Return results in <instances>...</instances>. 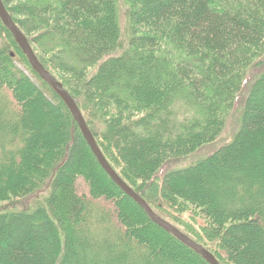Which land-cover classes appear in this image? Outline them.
<instances>
[{"label": "trees", "instance_id": "obj_1", "mask_svg": "<svg viewBox=\"0 0 264 264\" xmlns=\"http://www.w3.org/2000/svg\"><path fill=\"white\" fill-rule=\"evenodd\" d=\"M1 1L154 214L220 264H264V0H127L125 46L119 0ZM17 60L0 20V264H207L110 181L61 98ZM236 108L231 141L184 165ZM187 207L204 235L170 214Z\"/></svg>", "mask_w": 264, "mask_h": 264}, {"label": "water", "instance_id": "obj_2", "mask_svg": "<svg viewBox=\"0 0 264 264\" xmlns=\"http://www.w3.org/2000/svg\"><path fill=\"white\" fill-rule=\"evenodd\" d=\"M0 20L3 26L11 34L15 44L20 49L21 53L25 56L26 60L32 71L45 83H47L51 89L57 94L64 102L68 111L70 112L73 121L76 123L87 147L94 156L97 164L110 179V181L129 199H131L149 218L151 222L163 229L165 232L174 236L182 244L193 250L198 254L207 264H220L218 260L213 256L211 252L203 248L201 245L193 242L187 236H185L178 229L159 218L151 208L148 206L146 201L136 193L130 186H128L111 168L106 159L104 158L101 150L97 146L95 138L89 130L81 112L79 111L75 101L72 97L63 89L60 82H58L49 72L43 67L40 61L35 56L29 41L26 36L21 32L18 26L13 22L10 14L5 9L2 1L0 0Z\"/></svg>", "mask_w": 264, "mask_h": 264}, {"label": "rangeland", "instance_id": "obj_3", "mask_svg": "<svg viewBox=\"0 0 264 264\" xmlns=\"http://www.w3.org/2000/svg\"><path fill=\"white\" fill-rule=\"evenodd\" d=\"M128 12H129V3H128V1L127 0H119L118 1V20H119V26H120V36H121V40H122V45L123 46H125L127 44V41L129 39V23H128L129 22V17H128ZM16 66L25 75H27L31 79H33L34 82L37 81L36 84H40L41 83V81H39L37 78L34 77L33 72L29 71V70L32 71V69L29 67L27 62H23L21 60H19V61L17 60ZM28 68H29V70H28ZM252 72L254 73L253 77L256 76V74L259 72V65H257V67L254 68V70ZM251 78H252V76H249L247 79L249 80ZM41 87H43V90L45 89L44 85H41L40 88ZM226 112H227L226 113L227 117H226L224 128L221 131V133L217 136V138L214 141V143L208 145L206 150H199V151L195 152L192 155L191 158L189 157L188 160H186L184 162V165H188V164L192 165V164L196 163L198 160L206 158L212 152H214L215 150H218L219 148H221L222 146L226 145L227 143H229L231 141L232 137L235 135L236 131L240 127V123H241V108L237 109V110L233 109V111H230L229 109H227ZM226 165H229L228 161L221 162V163L215 165V167L216 166L217 167H224ZM166 169H161L159 171V174L162 177L164 176V174L166 172ZM254 170H255V172L257 174H259L256 168ZM77 189L79 191H83V189H84L83 182L79 181L77 183ZM184 191H187V190H184ZM15 202H12L10 205L15 204ZM4 205L8 206V204H2V203L0 204V206L2 208H3ZM123 211H124V209H123ZM170 214L172 215V217L179 224H181L182 227H185L188 230H190L191 232H194L196 234L204 235L203 229H205V227H206L208 222L206 221V219H204L202 217V215H200V211H198V209L196 210L195 208L187 207V209L185 208V211H183L181 213L179 211H175V212H171Z\"/></svg>", "mask_w": 264, "mask_h": 264}]
</instances>
